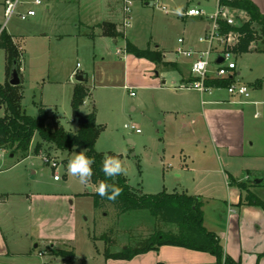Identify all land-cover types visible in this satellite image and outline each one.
Returning <instances> with one entry per match:
<instances>
[{"label": "rangeland", "instance_id": "obj_1", "mask_svg": "<svg viewBox=\"0 0 264 264\" xmlns=\"http://www.w3.org/2000/svg\"><path fill=\"white\" fill-rule=\"evenodd\" d=\"M131 1V24L125 27L126 0H41L39 5L34 0H20L16 12L9 18L5 15L4 0H0V28H6L14 35L20 53L23 109L27 115L37 118L43 105L50 115L62 119L67 130L75 132L79 123L72 99L75 86L79 83L76 76L83 75L89 95L80 111L87 115L94 110L96 121L101 123L96 150L102 152L105 158H119L127 170L129 183L144 193L169 192L174 186L188 187L187 191L192 192L187 176H176L177 168L183 161L180 157L183 146L179 139L188 136L189 132L178 131L180 125L173 128L177 125L171 118L164 122L165 117L158 109L162 96L150 89L140 88V80L136 81L142 76V70L149 69V64L140 61L134 53L129 59H121L122 54L128 55L127 37L120 35L115 43L109 38L100 42L97 36L91 34L98 23L106 26L104 21H111L122 32L126 31L137 46L145 48L150 43L152 48H156L158 45L168 61L186 63L188 59L185 56L174 53L180 46L178 39L184 37L185 46L195 44L200 34L205 32V21L201 17H184L183 12L191 6L201 5L206 13L213 14L218 0ZM29 9H34L36 15L23 19L22 14ZM177 9H181L180 14ZM230 11L237 25L249 20L242 10ZM254 27L260 31L262 25L257 22ZM262 42L263 38L254 41L252 49L264 47ZM118 49H122L121 55L117 54ZM255 50L236 56L237 68L242 70L240 79L244 82L249 75L264 72V54ZM116 61L126 62L128 78H134L129 83L131 89L121 86L125 68L115 64ZM77 64L78 73L72 75ZM173 70L174 80L181 78L183 74L180 70ZM9 71L6 51L0 48V83L9 80ZM131 92L135 94L131 95ZM6 114V107L0 106V117ZM131 124H135L141 132L130 129ZM39 141L40 137L36 135L31 150ZM82 150L57 154L59 166L53 169L41 155L33 152L19 167L11 168L21 161L20 153L13 158L10 149H1L0 197L11 196L10 203L16 210L13 213H17V218L13 219L14 228L20 232L17 235L22 240L27 238L26 232L34 234L29 225V202L21 197L22 194L31 195L33 219L41 226L44 235L53 233L70 239L77 255L64 260L72 264H83L88 256L89 233L96 239L102 238L109 246L107 250L122 252L124 246L136 248L147 245L155 229H177L172 224L160 222L148 210H129L118 214L111 205L96 210L93 193H96L98 184L91 183L94 188L90 192L89 187L67 172L69 160ZM246 171L243 173H250L252 183L255 177L264 173ZM55 174H60L59 181L54 180ZM216 190L221 192L222 188ZM218 195L221 197L220 193ZM5 231L8 232L6 228ZM7 236L12 237V233ZM35 243H40V248L45 245L41 240ZM58 251L67 257L71 254L69 248Z\"/></svg>", "mask_w": 264, "mask_h": 264}, {"label": "crops", "instance_id": "obj_2", "mask_svg": "<svg viewBox=\"0 0 264 264\" xmlns=\"http://www.w3.org/2000/svg\"><path fill=\"white\" fill-rule=\"evenodd\" d=\"M252 1L264 14V0ZM217 2L219 4L220 0ZM2 4L5 9L6 0ZM191 7L201 8L202 6ZM208 15L206 13L199 16L204 18L205 31L209 24ZM104 22L115 24L111 21ZM96 26L91 35L93 37L97 36V40L103 42L109 38L113 39L114 43L118 41V37L103 34L104 29L101 22ZM115 26L118 31L122 32L116 24ZM3 29L1 27L0 32ZM122 34L127 37L126 40L131 41L126 31ZM11 35L14 37L13 34ZM148 46L152 50L160 51L158 45L156 48H152L149 43ZM148 46L145 48L137 47L146 49ZM191 46L197 47L198 39ZM118 50H121V52L119 53ZM118 50L117 54L121 55L123 53L122 49ZM252 50L255 49L250 47V52ZM127 54H122L121 59L126 60L132 57L131 53L127 52ZM166 57L167 55H164L165 62L168 61ZM139 60H144L147 65L149 64V69L142 70L140 73L142 76L136 80H140V88L150 89L162 96L159 100L158 109L165 117L164 122L171 118L177 125H174L173 128L180 125L178 131L181 129L189 132L185 138L182 136V140L178 138L183 146L180 155L183 161L177 168L176 176H187L191 181L192 192L187 191L188 187H185V189L176 186L169 192L184 191L200 197L203 200L205 213L204 225L220 237L225 252L232 258L241 261L242 264H264V256L261 255L264 253V208L257 204H239L245 198L247 191L241 190L231 182L232 178L236 181L247 180L248 189L264 201V173L255 177L253 183L251 182L250 173H247V175L243 173L245 170H247L246 172L264 171V72L249 75L244 82L240 79L242 70L237 68L239 80L252 87L251 97L248 101L242 102L238 98L233 100L224 89H218V91L210 94L178 87V85L189 81L191 78L189 59L186 63L177 61L170 66H164L149 58H140V56ZM115 64L122 65L125 68L121 86L125 89H131L132 85L130 86L129 83L134 78H131V80L128 78V68L126 71L125 67L126 62L116 61ZM173 69L180 70L183 74L181 78L174 80L173 73L175 71ZM74 72L78 73V66L73 70L72 75ZM169 81L172 83L168 84ZM97 123L101 125V123ZM79 127L80 124H78L76 131ZM180 133L182 135V132ZM129 141L132 142L131 139ZM2 155L3 153L0 150V156ZM10 156L14 158L15 155ZM25 159L13 164L11 168L19 167ZM256 179H258L257 182ZM18 182L20 183L21 179ZM93 188L91 187L89 191L91 192ZM220 188H222V191L218 192L216 189ZM218 193L221 197H218ZM10 197L9 195L6 198L0 197V264H53L55 262L72 264L71 261L64 260L65 258L70 260L72 256L77 255L70 239H64L53 233L43 234L41 226L35 223L33 219L34 207L30 204L31 195L29 194H22L21 197L29 202L27 208L29 225L31 232H34V234L26 232L25 236L27 238L25 240L17 235L20 232H16L14 228L15 220H13L17 218V213H13L16 210L14 205L10 203ZM5 228L8 231L7 233ZM11 233L12 237H8L7 234ZM88 238L90 239V241L88 240L90 250L83 264H87L88 261L91 262L90 264H218L216 257L207 251L174 244L162 245L157 249L137 253L129 258L126 256L113 257V254L120 252L107 250L109 246L102 238L96 239L90 233ZM36 240L44 241V247L40 248V243L34 244ZM68 248L73 251V255L69 254L70 256L67 257L58 253V249ZM128 248L129 246H124L123 251L128 250ZM39 252L43 254L39 255Z\"/></svg>", "mask_w": 264, "mask_h": 264}, {"label": "trees", "instance_id": "obj_3", "mask_svg": "<svg viewBox=\"0 0 264 264\" xmlns=\"http://www.w3.org/2000/svg\"><path fill=\"white\" fill-rule=\"evenodd\" d=\"M220 4L244 11L249 20L241 25L228 26L222 23L224 31L235 30L240 34V41L235 47L239 53L250 52L252 43L263 38L264 44V14L260 12L258 6L252 0H220ZM262 25L261 30L257 31L255 23ZM103 34L110 37L123 35L116 29L115 24L104 23ZM0 48L5 49L10 65V71L17 63L20 72V53L14 42V37L6 29L0 32ZM258 48V47H257ZM126 51L134 53L137 56L149 58L155 63L164 66H170L173 62L164 61V54L158 50H152L149 46L146 49L138 48L131 41L126 42ZM257 51L264 53V47ZM21 74V73H20ZM231 82V79L210 80L207 83L215 86H224ZM89 95V89L84 82H79L75 86L72 107L74 113L80 111L85 98ZM24 94L22 84L14 86L6 81L0 83V106L7 109V114L0 117V148L11 150L14 155L20 153L21 160L27 158L30 152L43 156L44 154H61L63 152L70 154L75 149L86 150L87 155L94 159L92 165L94 175L91 183L98 184L101 181L115 184L122 189L121 194L115 200L102 198L96 193L94 196V207L96 210H102L107 205L114 206L118 214L129 210H148L151 215L164 224H174L176 230L155 229L149 237V243L142 247L132 248L113 254V257H132L137 253L147 252L157 249L162 245H178L189 247L196 250L207 251L214 255L218 264H242L228 255L221 242L220 237L208 230L204 225L203 200L188 192H167L147 194L142 190L132 186L125 175H119L114 178H105L101 170L102 163L106 159L102 152L96 150L95 145L101 132V125L96 122V112L93 110L87 114L88 122L81 124L75 132L67 130L62 119L57 115H50L46 108L41 105L39 116L37 118L26 114L23 109ZM40 137V141L32 148L35 136ZM232 183L236 184L241 190L247 191L243 200L239 202L259 205L264 208V201L254 195L248 189V181H236L232 178ZM126 253V254H125ZM71 251V255H73ZM264 256V253L261 254Z\"/></svg>", "mask_w": 264, "mask_h": 264}, {"label": "built area", "instance_id": "obj_4", "mask_svg": "<svg viewBox=\"0 0 264 264\" xmlns=\"http://www.w3.org/2000/svg\"><path fill=\"white\" fill-rule=\"evenodd\" d=\"M20 3V0H6L5 15L9 18L15 12ZM34 3L39 5L41 0H34ZM131 0L125 2V19L124 26L128 27L131 24L130 6ZM167 11V8H165ZM235 10H238L234 8ZM230 7L218 4L216 11L213 14H209V24L206 31L200 34L198 38V46H185V38H179L180 46L175 50L174 53L177 56H185L190 60L191 78L187 82L178 85L180 88L193 89L203 93L212 94L218 89H224L233 100L237 98L244 101H248L252 94V87L241 82L238 78L237 72V61L236 56L239 54L235 51V47L240 41V34L235 30L224 31L222 23L228 26L237 25L235 17H232ZM206 12L202 8L189 7L184 12V16L188 17H199L205 15ZM36 15L34 9H29L26 14H22V18L25 19L27 16ZM120 53L121 50H118ZM219 57H223L222 62H218ZM79 67V64L77 65ZM77 73V72H74ZM218 79H231V82L224 86H215L208 84L210 80ZM131 92V95H134ZM130 129L136 130L137 133L141 132L135 124L129 125ZM2 148H0L1 150ZM46 162L51 164L53 169L59 166L58 157L56 154H44L42 156ZM248 178V177H247ZM55 180H60V174L54 175ZM39 252V255H42ZM61 264H68L67 262H61Z\"/></svg>", "mask_w": 264, "mask_h": 264}, {"label": "clouds", "instance_id": "obj_5", "mask_svg": "<svg viewBox=\"0 0 264 264\" xmlns=\"http://www.w3.org/2000/svg\"><path fill=\"white\" fill-rule=\"evenodd\" d=\"M176 11L180 14L181 9H177ZM94 162V159L87 155L86 150H82L69 160L67 172L70 176L77 177L81 184L87 187H92L91 180L94 175L92 165ZM101 170L105 178L127 175L126 168L117 157H107L102 163ZM95 190L97 195L109 200H115L122 191L117 185L106 183L104 181L99 182Z\"/></svg>", "mask_w": 264, "mask_h": 264}, {"label": "water", "instance_id": "obj_6", "mask_svg": "<svg viewBox=\"0 0 264 264\" xmlns=\"http://www.w3.org/2000/svg\"><path fill=\"white\" fill-rule=\"evenodd\" d=\"M223 60H224L223 57H219L218 60H217V63L218 62H222ZM76 79H77L78 82H84L85 81V77L83 75L76 76ZM8 81H9V83L11 85H14V86L22 84V75L19 72V69H18V66H17L16 62L14 63V65H13V67L11 69ZM75 114H76L78 123L80 125L81 124H86L89 121L87 116L83 112L76 111ZM60 154L61 153L59 152L58 155H60ZM11 155L14 156V154H11ZM257 181H258V179H256V182ZM89 190H91V187H89Z\"/></svg>", "mask_w": 264, "mask_h": 264}]
</instances>
